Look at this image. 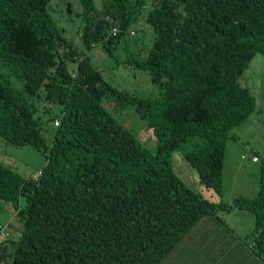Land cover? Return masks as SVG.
Returning <instances> with one entry per match:
<instances>
[{"label":"trees","instance_id":"trees-1","mask_svg":"<svg viewBox=\"0 0 264 264\" xmlns=\"http://www.w3.org/2000/svg\"><path fill=\"white\" fill-rule=\"evenodd\" d=\"M51 1L0 0V136L46 156L33 178L0 163V201L14 208L21 228L10 250L11 240L0 239V264H161L199 222L223 224L220 217L234 209L254 215L246 248L264 264V156L255 197L220 199L229 131L256 107L238 81L256 54L264 56V0L152 1L146 16L152 45L145 59L131 54L124 63L149 75L159 88L155 98L106 82L90 56L63 39L48 11ZM130 2L79 0L86 50L101 44L116 57L144 6L136 0L131 9ZM40 91L46 103L62 107L46 121L53 129L48 142L30 101ZM103 101L132 108L155 150ZM182 145L208 199L173 172L172 153Z\"/></svg>","mask_w":264,"mask_h":264},{"label":"rangeland","instance_id":"rangeland-1","mask_svg":"<svg viewBox=\"0 0 264 264\" xmlns=\"http://www.w3.org/2000/svg\"><path fill=\"white\" fill-rule=\"evenodd\" d=\"M94 1L96 6L101 4V0ZM131 1L129 7L132 9L136 0ZM143 1V8L138 9L137 12V21L123 35L116 48L115 58L110 57L101 47V44L93 46L90 50L85 49L80 37L84 23L79 15V0H52L48 11L57 27L62 30L63 39L74 48L89 55L92 64L101 72L106 82L118 90L127 91L140 98H155L159 94V88L152 85L149 75L124 63V60L131 54H135L140 59H145L155 37L151 27L146 22L147 13L152 9V1L154 0ZM64 50L67 48L62 46L60 51L63 52ZM67 65L71 71L76 66L73 62H68ZM0 71L5 73L4 70ZM10 82L13 87L21 89V84L15 78L12 77ZM238 83L254 97L256 107L246 120L229 131L226 140L222 171L223 189L220 197L226 203H231L242 196L253 198L258 193L260 161L264 156V56L256 54L253 57ZM40 97L30 101L34 100L36 110L34 115L41 118L43 122L42 135L48 142L53 129L51 123L46 121L49 117L60 115L62 107L46 103L43 100V91H40ZM103 104L124 127L139 139L144 147L150 151L155 150L156 142L151 136L146 122L136 115L132 108L119 110L114 103L103 101ZM185 148L182 145L172 153L173 172L194 192L201 193L204 198L208 199V193L201 191L196 172L184 160L183 150ZM254 156L259 159L258 163L252 162ZM45 160L46 156L41 150L29 146H13L0 136V163L22 177H35L45 164ZM212 199L217 200L218 198L213 196ZM25 204V198L21 197L19 209H23ZM222 220L224 227L229 225L232 228L237 227L236 235L246 230L244 237L245 239L247 237V242H252L250 235L254 229V215L252 213L234 209L223 215ZM8 222L11 223L8 225ZM0 223L7 224V238L12 242H9L8 245L10 250L13 243L19 238L21 228L18 226L14 208L2 201H0ZM230 226L228 228L232 230ZM170 254L168 256H173L172 264H179L180 260L183 259L181 245H177ZM168 256L161 264H167V260L170 258Z\"/></svg>","mask_w":264,"mask_h":264},{"label":"crops","instance_id":"crops-1","mask_svg":"<svg viewBox=\"0 0 264 264\" xmlns=\"http://www.w3.org/2000/svg\"><path fill=\"white\" fill-rule=\"evenodd\" d=\"M228 227L216 218L199 222L178 244L183 254L179 264H256L246 248V230L236 235L237 227L230 226L233 231ZM168 257L167 264H172L173 256Z\"/></svg>","mask_w":264,"mask_h":264},{"label":"built area","instance_id":"built-area-1","mask_svg":"<svg viewBox=\"0 0 264 264\" xmlns=\"http://www.w3.org/2000/svg\"><path fill=\"white\" fill-rule=\"evenodd\" d=\"M115 31V30H114ZM58 121H55L54 122V126H57L58 125ZM252 161L253 162H258V158L256 157V156H254L253 158H252ZM7 237H8V232H7V228H6V226H0V239L1 240H5V239H7Z\"/></svg>","mask_w":264,"mask_h":264}]
</instances>
